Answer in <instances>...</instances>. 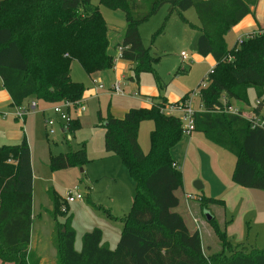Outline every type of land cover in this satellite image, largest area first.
<instances>
[{
    "label": "trees",
    "instance_id": "16d2710c",
    "mask_svg": "<svg viewBox=\"0 0 264 264\" xmlns=\"http://www.w3.org/2000/svg\"><path fill=\"white\" fill-rule=\"evenodd\" d=\"M101 2L125 14L124 38L115 46L121 48L119 57L132 63L130 79L137 80L141 73L150 72L160 81L157 65L161 61L144 44L139 26L164 4L170 5L165 23L173 12L188 22L184 12L196 8L201 22L197 53L212 55L216 64L198 85L202 109L194 116L195 131L234 153L233 182L264 191V33L249 34L232 48L225 38L259 0ZM110 44L109 26L93 0H0V76L15 107L29 98L49 103L81 100L86 88L71 78L72 61L78 60L88 74L113 68ZM249 87L256 89L258 97L252 118L243 114L244 105L249 103ZM188 99L186 94L182 101ZM160 105L131 108L123 118L111 113L104 118L105 148L121 157L135 183L132 206L121 218L123 227L114 249L103 243V231L95 227L83 234L82 247L77 250L72 215L66 213L68 222L60 228L56 244L59 264H264V248L234 245L225 223L214 215L209 223L219 239L220 249L216 251L205 248L200 230L192 229L185 219L180 210L183 176L171 154L183 136L182 121L162 112ZM230 107L238 112L229 111ZM144 120L154 123L148 153L139 143ZM66 125L74 132L80 122L70 119ZM88 162L84 147L50 157L54 171ZM33 182L26 135L19 143L0 145L2 264L40 263L31 248ZM49 196L56 214L63 201L68 204L54 188L49 189ZM197 197L201 209L210 204L225 205L224 200L204 193Z\"/></svg>",
    "mask_w": 264,
    "mask_h": 264
},
{
    "label": "rangeland",
    "instance_id": "374dc122",
    "mask_svg": "<svg viewBox=\"0 0 264 264\" xmlns=\"http://www.w3.org/2000/svg\"><path fill=\"white\" fill-rule=\"evenodd\" d=\"M93 4L98 6L109 26L111 43L109 51L118 62L120 48L115 44L123 41L126 29L125 14L121 9L106 6L101 0H93ZM169 9L170 5L164 4L155 15L139 26L144 44L151 47L154 55L161 57V61L157 65L160 81L150 72L141 73L138 80L136 78L129 79L132 72L127 67L120 79V94L111 95L109 88L119 81L118 74L114 68L104 70L99 79L103 87H97L96 95L90 96L88 99L84 97L81 99L86 109L81 111L79 106H71L69 109L70 118L80 120V126L74 132L68 126H63L64 120H61L60 114L54 111L57 104L63 106L62 102L49 103L36 99L38 105L36 109L27 114L26 120L16 117V107L0 109V145L19 143L21 139L8 138V132L17 129L22 132L21 138L24 135L27 136L32 147L34 193L31 248L39 257V264H59L60 252L56 244L60 228L68 222L66 221L68 215H72L70 224L78 232L77 250L82 247V235L95 227L104 229L106 242L111 246H115L119 240L123 227L121 218L130 212L135 183L121 157L107 152L103 120L109 113L122 117L126 110L140 106L141 101L133 97L134 92H138V88L134 84L136 86L137 84L157 86L165 94L174 92L184 96L189 93L188 101L192 107L195 110L200 109L198 85L212 69L206 61L195 59L197 40L200 34L198 27L201 22L196 8L191 7L184 12L188 22L182 20L178 13L173 12L171 18L165 23ZM159 29H162V32L157 33ZM153 37L154 40H152ZM237 37L233 31L227 33L225 38L229 48L239 42ZM182 52L186 53L189 58L186 61L187 73H180L179 69L182 63ZM177 76L180 78L177 79ZM71 78L74 81L82 82L87 91L94 87L90 74L76 59L72 61ZM163 85L165 86L163 87ZM250 88L255 89L249 87L246 91L247 96ZM256 98H258L257 92ZM28 103H24L23 107H26ZM256 103L250 104L249 102L244 105L243 114L247 118L254 117ZM63 110L67 111V108L63 107ZM49 118L54 120L53 134L49 132L51 126L46 122V119ZM153 128L152 120L141 122L139 143L145 153L150 150V132ZM188 138L189 135L183 134L181 140L171 150L172 157L174 156L177 161L181 160L177 166L182 172L184 190L194 193L190 194L191 197L188 193L185 195V191L180 193L183 200L180 210L191 228L200 230L205 248L216 251L220 249V243L214 228L209 223L210 220L214 215L221 224H227V222L233 221L234 216L227 210L225 214V207L219 204H210L207 209H201L197 197L200 191L194 189V183L197 180L201 181L205 195L217 197L218 193L224 190L229 177L232 178L236 166V156L209 141L201 131H194L192 137ZM205 142H209L211 145L202 146ZM208 146L211 147L210 151L206 150ZM83 147L89 158L86 165H75L57 171L51 168L50 157L52 155L76 151ZM176 148L179 149L178 152ZM199 149L206 150L207 154L204 156L199 154L197 161L195 152ZM175 163L177 164L176 161ZM74 186L79 187L84 198L68 204L63 201L59 207V214H56L49 196V189L54 188L65 199L66 192ZM88 197L91 200L89 202ZM108 212L112 214V217L109 218ZM208 214L211 216L210 219H208ZM254 214L247 218L243 241L250 249L256 246L264 248V212L258 215ZM247 236L249 240H247ZM237 243L233 242L234 245Z\"/></svg>",
    "mask_w": 264,
    "mask_h": 264
},
{
    "label": "crops",
    "instance_id": "0c3cea01",
    "mask_svg": "<svg viewBox=\"0 0 264 264\" xmlns=\"http://www.w3.org/2000/svg\"><path fill=\"white\" fill-rule=\"evenodd\" d=\"M251 9H252V12L249 13L248 15H246L231 30V32L233 31L234 34H236L238 36L237 37L238 40L243 38V37H246V36H248L249 34H252V33H262V32L264 33V0H259L257 5L252 6ZM181 59H182V63H181V67L180 68H182V69L184 68V69L180 73H187L188 70L186 69V67H187L186 61H188L189 58L184 61L182 56H181ZM195 59L197 61H206V63L212 68L216 64V60H215V58L212 55L202 56V55L196 53L195 54ZM127 67L129 69V71L132 72V70H131L132 63L130 61L125 60V59H123L121 57H119V61L118 62H116V60H115V65H114L113 68L116 69V71H117L118 78H119V81L117 83H120V87H121L120 79L122 78V75H123L124 71L127 69ZM102 72L103 71H98V72L90 74L94 87H92L88 91L85 90V93H84V96H83L84 98L88 99L90 96L96 95V90H97V87H99V84H100L99 79H100V76H101ZM130 76H129V79H130ZM95 78L99 81L98 83H95L93 81V79H95ZM176 78L179 79L180 76H177ZM114 85L115 84H113L109 88L110 94L111 95L120 94V92H116L115 91ZM134 86L138 88V92H134L133 97L136 98V99H139L141 101L139 107L150 108L152 106V103H162V101H165L166 103H175V102H178V101L182 100L183 97L186 94H189V93H186L184 96L176 94L174 92H170L168 94L166 92V94H165L164 92H161V90L157 86H148V85L140 86L139 84H137V86L134 84ZM102 87H99V88H102ZM248 97H249L250 104L256 103V101H258V99L256 98V91L253 88H250L248 90ZM31 100H36V99L35 98H29V99H27L25 101V103H28ZM262 100L264 102V95L262 97ZM10 106L15 107V106L12 105L11 95L5 89V87L3 85V80H2V78L0 76V109H6L7 107H10ZM133 108H135V107H133ZM200 109H202L201 101H200ZM200 109H198V110H200ZM129 110H126L124 112V115H122V117H118L116 115H114V116L118 117V118H123L125 116V114ZM263 111H264V106H263V109H262V112H261L262 115H264ZM26 117H25L24 120H26ZM79 122H80V120H79ZM63 131H65V130L63 129ZM8 133H9L8 134L9 135V137H8L9 139H14V140L21 139L20 142L22 141V139L24 137L23 136L21 138L22 132L17 130V129L11 130ZM192 133H191V135L188 134L189 135L188 139H190L192 137ZM16 142H18V141H16ZM203 145H211V144H209V142L208 143L205 142V144H202V146ZM30 149H31L32 168H33V174H34L33 151H32L31 145H30ZM176 149H177V152H178L179 149L178 148H176ZM210 149H211V147L208 146V149H206V150L210 151ZM206 150H202V151L200 149L196 150L195 155L197 157V161L199 159V154H202L203 156L205 154H207L205 152ZM171 153H173V152H171ZM173 158L177 162L176 165H179L180 164L179 162H181V160L177 161L174 156H173ZM211 167H213V166H211ZM211 167H210V169H211ZM83 171H84V169H83ZM205 186H206V183H205ZM224 187H225L224 190L220 191V193H218L217 197L216 196L215 197L216 198H221L222 200H224L225 214H226V210H227L234 216V219H233V221L231 223L227 222L228 225L225 223L226 224L227 235H228L229 239L232 241V243L233 242H238L237 244L246 245V242L243 241L244 232L246 231L245 224L248 222L247 218L250 215H252L253 213L258 215L259 213L264 212V203H263V201H264V191L257 190V189H252V188H247V187L241 186L239 184H236L235 182H233L232 178H230V177H229V181H226V184H225ZM33 188H34V182H33ZM183 189H184V187H183ZM194 189H196V188H194ZM196 191H200V193H204L203 189H201V190H197L196 189ZM33 193H34V189H33ZM187 193L188 192H186L185 195ZM188 194H194V193L190 192ZM212 197H214V196H212ZM235 219H236V222H234ZM224 222H225V220L223 221V223ZM258 226H260V225H258ZM261 229H262V227H261ZM102 231H103V243L108 244L106 242V237H105L106 234H105V231H104L103 228H102ZM77 235H78V232L76 231L75 247H76V241H77V238H78ZM120 235H121V233H120ZM247 240H249L248 236H247ZM118 241H117V243H118ZM117 243H116L115 246H111L110 244H108V245H109V247L111 249H114L117 246ZM257 248H259V247H257ZM247 249H250V248L247 246ZM0 264H2L1 260H0Z\"/></svg>",
    "mask_w": 264,
    "mask_h": 264
},
{
    "label": "built area",
    "instance_id": "2783aa9c",
    "mask_svg": "<svg viewBox=\"0 0 264 264\" xmlns=\"http://www.w3.org/2000/svg\"><path fill=\"white\" fill-rule=\"evenodd\" d=\"M243 38L239 39V42L242 41ZM119 53L121 52V48L119 49ZM181 56L183 58V60H187L188 56L186 53L182 52ZM93 81L95 83H98L99 81L95 78L93 79ZM103 85L100 83L99 87H102ZM114 89L116 92H121V87H120V83H116L114 85ZM63 106L60 105H56L54 107V111L58 114H60L61 116V120H64V124L63 126L66 127V123L71 119L70 115H69V109L71 108V106H79L81 111H84L86 109L85 104H82V100L79 101H63ZM155 103H152V105H154ZM37 102L36 100H31L26 107H23V105L21 106H17L16 107V111H15V115L17 118L19 119H25V117L27 116V114L31 111L36 109L37 107ZM63 107L67 108V111L63 110ZM160 109L162 112L168 114V115H173V116H177L180 118V120L182 121V130H183V134H191L193 131H195V113L197 110H195L191 103L188 100L185 101H178L175 103H164L162 102L160 105ZM229 111L237 113L238 110L235 107H230ZM67 121V122H66ZM46 122L49 124V126H51V128L49 129L50 133H54V129L52 128L53 124H54V120L52 119H46ZM176 165V163L174 164ZM177 166V165H176ZM188 197V195H187ZM189 197H191V195L189 194ZM84 198V194L82 191H80L78 186H74L72 189L68 190L66 192V201L69 202H74L76 200L79 199H83Z\"/></svg>",
    "mask_w": 264,
    "mask_h": 264
},
{
    "label": "water",
    "instance_id": "95a60500",
    "mask_svg": "<svg viewBox=\"0 0 264 264\" xmlns=\"http://www.w3.org/2000/svg\"><path fill=\"white\" fill-rule=\"evenodd\" d=\"M194 186L197 190H201L203 188V183L199 180H197L195 183H194ZM211 216L208 214V219H210Z\"/></svg>",
    "mask_w": 264,
    "mask_h": 264
}]
</instances>
